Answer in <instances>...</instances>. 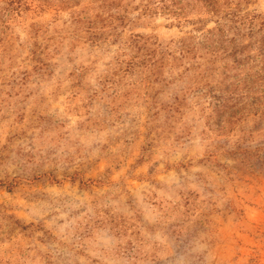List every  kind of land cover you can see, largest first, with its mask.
Here are the masks:
<instances>
[{
	"label": "rangeland",
	"instance_id": "obj_1",
	"mask_svg": "<svg viewBox=\"0 0 264 264\" xmlns=\"http://www.w3.org/2000/svg\"><path fill=\"white\" fill-rule=\"evenodd\" d=\"M213 5L0 0V264H264V150L231 154L264 115L209 118Z\"/></svg>",
	"mask_w": 264,
	"mask_h": 264
},
{
	"label": "trees",
	"instance_id": "obj_2",
	"mask_svg": "<svg viewBox=\"0 0 264 264\" xmlns=\"http://www.w3.org/2000/svg\"><path fill=\"white\" fill-rule=\"evenodd\" d=\"M161 1L166 9L182 3ZM197 2L208 11L214 4V0ZM212 9L218 16V25L202 34L200 43L223 64L206 83L212 109L209 118L219 130L233 129L250 115H264V15H243L223 4L213 5ZM241 131L231 154L239 158L243 167L250 168L261 161L264 146H253L254 130Z\"/></svg>",
	"mask_w": 264,
	"mask_h": 264
}]
</instances>
